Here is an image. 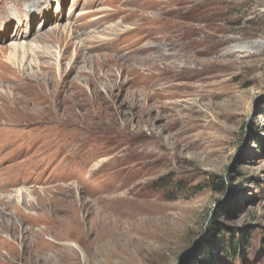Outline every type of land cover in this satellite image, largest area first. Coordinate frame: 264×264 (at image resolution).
Segmentation results:
<instances>
[{"label": "rangeland", "instance_id": "rangeland-1", "mask_svg": "<svg viewBox=\"0 0 264 264\" xmlns=\"http://www.w3.org/2000/svg\"><path fill=\"white\" fill-rule=\"evenodd\" d=\"M54 8L31 18L34 54L0 31V264L40 238L57 264L62 242L72 264H264V0Z\"/></svg>", "mask_w": 264, "mask_h": 264}, {"label": "bare ground", "instance_id": "bare-ground-1", "mask_svg": "<svg viewBox=\"0 0 264 264\" xmlns=\"http://www.w3.org/2000/svg\"><path fill=\"white\" fill-rule=\"evenodd\" d=\"M223 3V2H222ZM59 11V10H58ZM44 14V13H43ZM34 18L35 19H40L41 18V15H34ZM41 28V27H40ZM23 28L20 27V30L17 34H15L13 36V38H11V40H13V42L10 43V46L7 48V49H11L15 52H23L24 54H27V53H32V52H35L36 50H38V48H40V45L34 41H28L29 38L31 37L32 35V27H28V29H26L25 31L22 30ZM68 30V29H67ZM140 32L143 34L145 31H147V28L145 29H138V32ZM40 31V30H39ZM137 32V33H138ZM183 36L185 37V39L187 38L188 41H191L190 43L188 44H195L199 47V44L202 45L201 43H204L202 42L204 40V37L203 38H197V30L196 28H194L193 26H190V27H183ZM201 36V35H200ZM214 37H209L208 41L206 40V43L205 45L209 46V47H213V46H219L221 43L220 42H217V41H213ZM60 43V42H59ZM196 46V47H197ZM256 47L259 48L260 51H263L264 50V42L263 41H260L258 42L257 44H255ZM252 48L251 46H240V45H236L234 46L229 52H227L226 54H236V53H240V54H244L246 56H251L253 54H256L255 52L252 51ZM4 51L6 49H3ZM254 50V49H253ZM38 52V51H37ZM134 52L137 53V49H134ZM34 54V53H32ZM188 71V70H186ZM26 77V76H25ZM38 100V99H37ZM49 112V111H48ZM93 115V114H92ZM89 117V116H88ZM91 118V117H90ZM36 122V121H35ZM20 127H24V128H28L29 126H40L41 127V123H30V124H27V125H19ZM23 129V128H22ZM26 134V133H25ZM26 136V135H25ZM20 175V174H19ZM18 176V175H16ZM22 178V177H21ZM2 186V189H6L7 188V185L4 183L1 185ZM18 192V191H17ZM20 194V193H19ZM21 195V194H20ZM18 196V195H17ZM122 202L123 203H128V200L126 199H122ZM114 212V207H113V211ZM140 213L136 210V211H131L130 212V215H128L129 217L128 218H123L122 219V222L125 224V223H129L134 219L136 218L137 216H139ZM112 216V215H111ZM116 217L115 219V222L117 223L116 224V227L114 228V232L116 231H119L120 229V226H119V213L117 211V213L115 214L114 218ZM103 221H109L107 216H104L103 218ZM125 221V222H124ZM136 222V220H135ZM113 223V221H112ZM132 225V224H131ZM124 227V225H123ZM129 227V226H128ZM128 228L124 227V234H126V230ZM128 234V233H127ZM41 237V236H40ZM63 238V237H62ZM66 238V237H65ZM49 239V238H48ZM41 242L39 244L40 246V249H37L36 250V254L35 255H31L30 258H28L29 260L25 261V264H33L34 262H39L40 260H44L43 264H57L58 260H57V256L54 254L52 255V251L55 249L54 247V243L55 240L54 239H49L51 243H48V242H45L43 241L41 238H40ZM134 240V239H133ZM64 244V247H63V250H65V254H63V261L67 264H72V261H73V252L71 251L72 249L70 247H73L75 250L79 251L80 253H83V248L81 245H78L77 243H67V242H62ZM90 248V247H89ZM48 252H51V254H49ZM17 252L14 251V257L17 258ZM83 258L84 260H86L85 258V255L83 254ZM18 259V258H17ZM123 259V254H122V257H121V253H118V252H115L114 253V261L116 260L115 263L117 264H122L121 260ZM41 262V264H42Z\"/></svg>", "mask_w": 264, "mask_h": 264}, {"label": "clouds", "instance_id": "clouds-1", "mask_svg": "<svg viewBox=\"0 0 264 264\" xmlns=\"http://www.w3.org/2000/svg\"><path fill=\"white\" fill-rule=\"evenodd\" d=\"M58 4L59 0H0V31L9 23L27 28L33 15H43L53 5L57 10Z\"/></svg>", "mask_w": 264, "mask_h": 264}, {"label": "trees", "instance_id": "trees-1", "mask_svg": "<svg viewBox=\"0 0 264 264\" xmlns=\"http://www.w3.org/2000/svg\"><path fill=\"white\" fill-rule=\"evenodd\" d=\"M230 246V245H229ZM232 251H233V249H232Z\"/></svg>", "mask_w": 264, "mask_h": 264}]
</instances>
